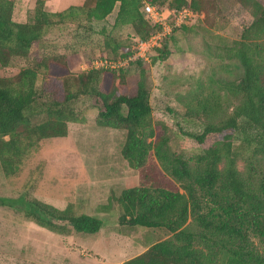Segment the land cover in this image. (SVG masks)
Instances as JSON below:
<instances>
[{"label":"trees","instance_id":"16d2710c","mask_svg":"<svg viewBox=\"0 0 264 264\" xmlns=\"http://www.w3.org/2000/svg\"><path fill=\"white\" fill-rule=\"evenodd\" d=\"M47 1L36 0L28 19L21 21L14 18L17 0H0V67L24 61L19 72L0 76L4 173L16 174L24 158L44 139L66 136L69 123L78 118V102L86 97L99 109L100 125L126 130L122 154L131 167H144L154 147L183 190L142 185L122 191L118 198L121 223L165 228L171 235L123 264H264V251L255 242L264 240V0H240L251 8L253 17L235 51L243 75L239 80L223 81L226 98L213 89L214 93L195 105L205 122L197 131L183 130L199 145L193 158L169 155L165 139L155 144L148 140L154 131L146 74L126 91L127 71L143 61L122 70L75 74L63 53L44 52L34 60L32 56L35 46L44 44L54 28L81 15L89 23L93 18L103 19L118 1L115 25L131 24L135 36L146 37L152 27L142 10L145 1L175 7L190 4L203 12L206 0H84L59 11L46 9ZM170 38L156 51L164 53ZM131 44L122 46L120 54L128 53ZM107 48L117 52L110 41ZM240 161L245 163L244 171L239 169ZM9 200L0 198V205ZM22 202L28 219L56 233L93 234L103 226L102 219L78 212L72 203L59 208L26 196ZM191 217L196 228L189 223Z\"/></svg>","mask_w":264,"mask_h":264},{"label":"rangeland","instance_id":"374dc122","mask_svg":"<svg viewBox=\"0 0 264 264\" xmlns=\"http://www.w3.org/2000/svg\"><path fill=\"white\" fill-rule=\"evenodd\" d=\"M51 1L46 9L63 10L83 2ZM35 4L36 0H19L14 18L28 19ZM206 7L193 23L185 25L187 28L174 31L164 53L155 51L149 62L134 64L127 71L126 91L146 74L154 131L148 140L155 144L165 139L164 148L171 156L195 157L200 150L198 143L183 134V130H199L205 122L195 105L217 90L226 98L223 81L239 80L243 75L235 51L244 27L253 20L251 8L240 0H206ZM119 8L118 1L105 18H93L90 23L84 15L70 18L54 28L44 44L35 46L33 60L44 52L63 53L68 56L70 70L77 74L81 73L79 64L100 51L119 55L121 47L130 46L137 33L131 24L115 25ZM109 41L116 53L105 49ZM23 64L17 61L0 67V76L19 72ZM77 111L78 118L69 123L68 134L41 141L16 174L6 175L0 163V198L11 199L9 204L0 205V264H123L171 236L165 228L119 221L122 211L118 198L125 188L160 186L183 192L165 161L153 147L144 167H131L122 154L126 130L100 125L99 109L86 97L78 102ZM238 165L245 170L243 161ZM24 196L59 208L72 203L78 212L102 219L103 226L93 234L53 232L26 217ZM189 223L196 228L192 217ZM255 242L264 251V240L257 238Z\"/></svg>","mask_w":264,"mask_h":264},{"label":"built area","instance_id":"2783aa9c","mask_svg":"<svg viewBox=\"0 0 264 264\" xmlns=\"http://www.w3.org/2000/svg\"><path fill=\"white\" fill-rule=\"evenodd\" d=\"M191 1V0H189ZM142 10L152 29L146 37L139 35L133 38L130 51L126 54L111 55L100 51L89 61L82 62L80 72L90 70H122L135 61L149 62L153 53L163 42L174 33L175 29L189 25L200 16V13L188 4L182 7L171 6L169 3L145 1Z\"/></svg>","mask_w":264,"mask_h":264},{"label":"crops","instance_id":"0c3cea01","mask_svg":"<svg viewBox=\"0 0 264 264\" xmlns=\"http://www.w3.org/2000/svg\"><path fill=\"white\" fill-rule=\"evenodd\" d=\"M51 0H49V1H47L46 2V6L48 7V4H49V2H50ZM84 1V0H83ZM52 2V1H51ZM19 3V0H17V3H16V8H17V4ZM35 6V5H34ZM16 8H15V12H16ZM31 8H34V7H31ZM60 9H57V10H52V11H59Z\"/></svg>","mask_w":264,"mask_h":264}]
</instances>
